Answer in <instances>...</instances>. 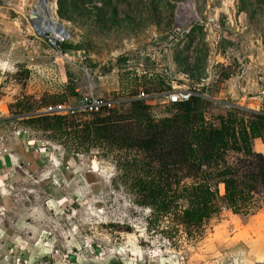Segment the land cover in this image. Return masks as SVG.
Listing matches in <instances>:
<instances>
[{
	"label": "rangeland",
	"instance_id": "rangeland-1",
	"mask_svg": "<svg viewBox=\"0 0 264 264\" xmlns=\"http://www.w3.org/2000/svg\"><path fill=\"white\" fill-rule=\"evenodd\" d=\"M30 3L0 0V264H264V206H222L187 233L136 204L126 154L27 122L88 92L127 111L144 90L157 120L176 113L159 96L184 89L210 100L215 126L234 107L264 111V0H53L66 41L40 34Z\"/></svg>",
	"mask_w": 264,
	"mask_h": 264
},
{
	"label": "trees",
	"instance_id": "trees-1",
	"mask_svg": "<svg viewBox=\"0 0 264 264\" xmlns=\"http://www.w3.org/2000/svg\"><path fill=\"white\" fill-rule=\"evenodd\" d=\"M209 103L193 95L173 104L176 113L160 120L151 105L132 101L127 111L114 109L91 120L35 114L27 122L82 145L107 142L112 151L123 152L129 168L122 171L136 204L173 216L187 233L200 235L222 206L246 216L264 206V154L253 147L256 139L264 143V111L234 107L215 126L205 117ZM186 179L193 183L184 184Z\"/></svg>",
	"mask_w": 264,
	"mask_h": 264
},
{
	"label": "built area",
	"instance_id": "built-area-1",
	"mask_svg": "<svg viewBox=\"0 0 264 264\" xmlns=\"http://www.w3.org/2000/svg\"><path fill=\"white\" fill-rule=\"evenodd\" d=\"M193 95H197L191 90H173L162 93L159 99H163L167 104H177L181 102H186L190 100ZM156 95H151L148 92L141 90V92L129 100L141 101L145 104L150 105L152 100L156 99ZM124 104V100L121 99H111L104 95H98L94 92H88L83 94L77 104H54L49 105L40 114L51 115V116H66L72 117L77 115H97L104 114L111 110L120 108ZM6 133L4 131V126L0 122V155H7L12 159V154L9 149L5 146Z\"/></svg>",
	"mask_w": 264,
	"mask_h": 264
},
{
	"label": "bare ground",
	"instance_id": "bare-ground-1",
	"mask_svg": "<svg viewBox=\"0 0 264 264\" xmlns=\"http://www.w3.org/2000/svg\"><path fill=\"white\" fill-rule=\"evenodd\" d=\"M23 4L29 6L30 0H23ZM53 0H34L32 7L35 8L36 14H32L35 26L40 34L50 33L55 39L62 38L63 30L55 21V12L52 9ZM63 39V38H62ZM224 191V185H221Z\"/></svg>",
	"mask_w": 264,
	"mask_h": 264
},
{
	"label": "water",
	"instance_id": "water-1",
	"mask_svg": "<svg viewBox=\"0 0 264 264\" xmlns=\"http://www.w3.org/2000/svg\"><path fill=\"white\" fill-rule=\"evenodd\" d=\"M63 29V28H62ZM64 31H65V33H66V35L63 37V41H66L67 40V37H68V31L66 30V29H64ZM52 44L55 46V47H57V43H56V41H52ZM84 48H85V46L83 45V44H81V43H75L74 44V46H73V49L75 50V51H79V50H84Z\"/></svg>",
	"mask_w": 264,
	"mask_h": 264
},
{
	"label": "crops",
	"instance_id": "crops-1",
	"mask_svg": "<svg viewBox=\"0 0 264 264\" xmlns=\"http://www.w3.org/2000/svg\"><path fill=\"white\" fill-rule=\"evenodd\" d=\"M0 122L3 124V120H0Z\"/></svg>",
	"mask_w": 264,
	"mask_h": 264
}]
</instances>
